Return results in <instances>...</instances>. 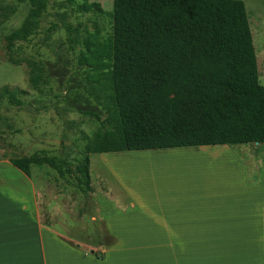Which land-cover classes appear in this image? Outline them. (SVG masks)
<instances>
[{
	"label": "trees",
	"instance_id": "trees-1",
	"mask_svg": "<svg viewBox=\"0 0 264 264\" xmlns=\"http://www.w3.org/2000/svg\"><path fill=\"white\" fill-rule=\"evenodd\" d=\"M18 1L29 8L3 36L4 54L12 64L25 61L28 80L37 86L45 82L44 65L17 58L14 46L38 31L47 0ZM67 3L80 12L102 11L96 1ZM13 12L5 7L1 20ZM111 17L110 35L87 33L77 57L86 71L85 91L105 107L107 124L86 136L79 157L32 153L9 158L14 168L29 177L33 164H44L86 200L92 190L90 153L264 144V84L243 0H112ZM65 29L73 49L70 24ZM17 92L26 93L3 85L0 99L20 106Z\"/></svg>",
	"mask_w": 264,
	"mask_h": 264
},
{
	"label": "rangeland",
	"instance_id": "rangeland-1",
	"mask_svg": "<svg viewBox=\"0 0 264 264\" xmlns=\"http://www.w3.org/2000/svg\"><path fill=\"white\" fill-rule=\"evenodd\" d=\"M90 1L99 2L102 11L80 12L75 4H68L67 0H47L38 31L28 39L15 44L14 56L21 60L34 59L44 65L45 82L33 86L28 80L29 68L25 61L18 65L7 61L3 47V36L20 25L29 4L18 0H0V15L5 7H14V12L7 18L1 20L0 17V88L6 85L10 89L26 91L17 92L18 97L23 100L20 106H12L5 98L0 99V142H3L5 147H0V184L13 188L24 185L28 190L31 187L38 189L41 193L36 200L35 214L40 217L42 223H51L71 233L73 237L81 235L79 229L84 228V234L88 231L93 239L90 242L92 245L96 244L94 238L102 240V234L100 238L97 233V223L101 218L97 217L94 221V218L85 215L89 213L87 210L91 212L93 209L89 196L85 200L80 192H74L73 186L60 178L56 180V171L44 164H33L31 174L27 177L9 163L11 157L32 153L61 155L72 160L81 155L86 136L91 137L98 127L107 124L105 107L96 103L85 91L86 71L84 66L78 64L77 57L83 49L82 39L87 33L99 30L100 37L110 35L112 0ZM243 1L252 30L258 80L264 84V0ZM67 24H70L76 40L73 49L69 48L67 42L65 29ZM227 146L229 153L218 152L217 156L202 154L201 159L188 161H170L168 152L156 151L157 157L148 161L151 163L137 165L135 168L124 165L118 167L117 173L121 181L135 189L151 184L156 187L167 184L168 179L163 175L166 171L180 172L185 178L192 173L191 171L196 170L216 173L217 177H195L193 180L210 179L211 185L222 186L234 183L238 177L236 173L238 170L245 171L251 183L264 179V144ZM106 154L109 153L89 154V173L92 180L97 171H94V168L102 167L99 159ZM125 154L131 152H119V155ZM107 169L104 166L101 170L104 178V182L101 181V190L107 187ZM182 170H186V173ZM158 171L162 173H155ZM180 181L179 179L178 182ZM108 183L110 186L115 185L109 175ZM97 184L98 180L95 179L94 186ZM83 201H87L84 206ZM98 202H101L102 219L118 211L115 209L117 205L114 200L102 193ZM81 207L84 211L79 214ZM53 208L58 210L55 211Z\"/></svg>",
	"mask_w": 264,
	"mask_h": 264
},
{
	"label": "crops",
	"instance_id": "crops-1",
	"mask_svg": "<svg viewBox=\"0 0 264 264\" xmlns=\"http://www.w3.org/2000/svg\"><path fill=\"white\" fill-rule=\"evenodd\" d=\"M227 147L98 152L109 154L100 157L102 167L94 168L93 180L90 176L93 209L84 214L94 221L101 218L97 233L100 238L102 234L103 246L95 238L96 244L90 245L93 239L84 228L73 237L51 223L43 224L35 214L38 189L0 184V264H264V179L251 183L247 173L238 170L235 182L222 186L211 185L210 179L193 180L217 177L216 173L196 170L185 178L180 172L166 171L167 184L135 189L117 173L124 165H146L157 157L156 151L168 152L170 161H188L201 159L202 154L229 153ZM127 151L131 154L119 155ZM104 166L107 187L101 190ZM108 175L115 185H109ZM101 193L114 200L118 210L104 219L98 202Z\"/></svg>",
	"mask_w": 264,
	"mask_h": 264
},
{
	"label": "water",
	"instance_id": "water-1",
	"mask_svg": "<svg viewBox=\"0 0 264 264\" xmlns=\"http://www.w3.org/2000/svg\"><path fill=\"white\" fill-rule=\"evenodd\" d=\"M256 144H258L257 142H255Z\"/></svg>",
	"mask_w": 264,
	"mask_h": 264
}]
</instances>
